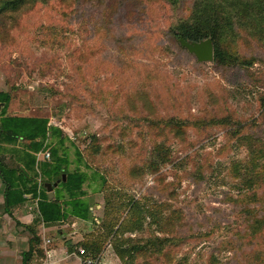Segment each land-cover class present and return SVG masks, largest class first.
<instances>
[{"label": "rangeland", "instance_id": "1", "mask_svg": "<svg viewBox=\"0 0 264 264\" xmlns=\"http://www.w3.org/2000/svg\"><path fill=\"white\" fill-rule=\"evenodd\" d=\"M192 2L48 0L4 13L0 90L12 96L8 114L47 117L62 130L69 169L89 175L83 188L101 204L100 221L105 205L113 224L133 217V201L159 209L156 221L145 212L139 229L116 234L139 246L174 236L133 264H264V237L250 238L264 215L261 25L248 22L231 41L249 65L199 62L169 31ZM169 119L184 122L180 133ZM1 159L15 164L10 152ZM198 168L202 180L190 176ZM14 221L0 224V247L15 248L8 233L30 236Z\"/></svg>", "mask_w": 264, "mask_h": 264}, {"label": "trees", "instance_id": "2", "mask_svg": "<svg viewBox=\"0 0 264 264\" xmlns=\"http://www.w3.org/2000/svg\"><path fill=\"white\" fill-rule=\"evenodd\" d=\"M47 2L48 0H0V15L14 12L31 2ZM172 7H178L184 0H164ZM257 21L261 26L258 30L259 40L264 43V0H193L189 14L179 18L170 27V35L175 40V45L186 51L178 42L181 36L186 40L199 41L210 37L213 42V60L219 66L249 65L243 63L231 41H235L240 30L249 32L248 22ZM246 62V61H245ZM251 63V62H250ZM145 93H148L144 90ZM9 91L0 90V179L4 184L5 209L12 214V209L31 200L36 202L37 219L24 227L32 234L29 239V248L21 253V264H31L33 256H43L42 249L38 248L40 237L37 234V224L51 226L57 224L68 216L84 220L92 218L91 203L85 198L86 191L83 185L89 180V175L76 166L69 169L70 161L64 148L62 130L49 123V119L43 116L10 115L7 108L11 101ZM139 109V108H138ZM170 128L178 133L182 131L181 124L173 119L166 121ZM171 131L170 129H168ZM54 141L50 146L49 140ZM50 149L48 160L38 159L37 154ZM5 152H10L15 160L14 165L5 164L1 157ZM79 164L83 163L82 154L78 148L74 151ZM40 160V161H39ZM167 162H171L169 158ZM89 168L87 163H84ZM65 175V180L63 179ZM190 176L199 180L203 179L201 170L195 169ZM101 177L102 184L105 178ZM198 182V181H195ZM46 183L53 185L54 197H48ZM133 217L116 222L105 221L109 216L105 205L104 217L98 226H101L102 234H97L91 242H83L85 251L83 257L96 259L102 251V247L109 240L118 258L123 264H133L134 255L142 251L159 252L166 245L172 244L174 236H153L148 238L142 246L129 243V238L116 242V234L133 231L140 228V219L150 215L153 220L159 219V209L148 213L145 206L138 202H132ZM148 213V215L145 214ZM107 216V218H108ZM168 225L172 218L164 219ZM250 238L264 237V215L254 218L251 222ZM101 233V232H100ZM107 240V241H106ZM136 252V253H135Z\"/></svg>", "mask_w": 264, "mask_h": 264}, {"label": "crops", "instance_id": "3", "mask_svg": "<svg viewBox=\"0 0 264 264\" xmlns=\"http://www.w3.org/2000/svg\"><path fill=\"white\" fill-rule=\"evenodd\" d=\"M40 159V155L37 156ZM92 192L86 191L85 198L91 203L92 218L89 220L80 219L73 216H68L61 222L44 226L37 224L36 231L40 237L38 248L42 249L43 256H33L31 264H82L83 255L78 252L79 248H83V242H91L96 237V229L99 228L100 219L98 217L101 210V204H92ZM31 201V200H30ZM29 200L22 205H18L12 209V214H9L5 209L4 199V184L0 179V224L3 227L11 226L10 221L22 226L31 224L34 219H37L36 202H33L34 209L25 211ZM31 209V207H29ZM14 219H13V218ZM30 236H14L10 233L6 235L7 240L15 244V248L0 247V264H21V253L28 250L29 239L32 234L25 228ZM111 247L107 241L102 247L99 256L94 259L95 264H119L115 251L109 250Z\"/></svg>", "mask_w": 264, "mask_h": 264}, {"label": "water", "instance_id": "4", "mask_svg": "<svg viewBox=\"0 0 264 264\" xmlns=\"http://www.w3.org/2000/svg\"><path fill=\"white\" fill-rule=\"evenodd\" d=\"M178 42L181 47L185 48L189 53L193 54L197 61L205 62L213 60V42L210 37L201 39L199 41L186 40L181 36L178 37ZM63 179L65 180V175H63ZM57 183L51 185L50 183H46L45 186L47 188L48 197L52 199L54 197L53 186H56Z\"/></svg>", "mask_w": 264, "mask_h": 264}, {"label": "built area", "instance_id": "5", "mask_svg": "<svg viewBox=\"0 0 264 264\" xmlns=\"http://www.w3.org/2000/svg\"><path fill=\"white\" fill-rule=\"evenodd\" d=\"M43 155H44L45 159H49L50 153H49V151H45L43 153ZM78 252H79L80 255H84L85 254V251H84L83 248H79ZM82 264H95V260L92 259V258H89V257H84V258H82Z\"/></svg>", "mask_w": 264, "mask_h": 264}]
</instances>
